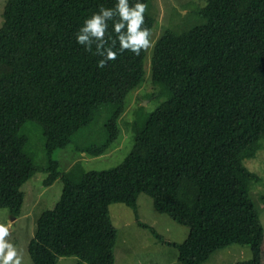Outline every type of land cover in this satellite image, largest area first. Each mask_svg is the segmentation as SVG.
<instances>
[{
    "label": "trees",
    "instance_id": "trees-1",
    "mask_svg": "<svg viewBox=\"0 0 264 264\" xmlns=\"http://www.w3.org/2000/svg\"><path fill=\"white\" fill-rule=\"evenodd\" d=\"M115 2L6 0L0 25V208L13 220L20 215L21 186L35 172L46 173L44 186L62 182L57 202L36 219L27 245L32 264L70 256L76 264H114L111 203L130 207L139 226L176 247L180 264H202L232 243L252 251L234 264H259L263 226L249 195L259 177L244 160L264 144V0H206L197 12L204 22L181 32L163 30L150 52L149 76L165 99L146 117L137 116L130 151L111 168L84 170L75 162L61 172L52 156L56 149L72 143L78 152L105 153L119 136L127 95L145 78V49L139 55L117 51L104 67L96 66L104 48L118 47ZM136 2L128 0L129 7ZM139 2L145 5L141 27L151 33L150 0ZM100 6L112 8L113 16L106 19L103 43L90 38L85 51L75 33ZM100 113L97 139L75 142ZM26 122L40 127L43 166L26 150ZM140 193L151 197L157 212L188 227L181 243L164 240L138 220Z\"/></svg>",
    "mask_w": 264,
    "mask_h": 264
},
{
    "label": "rangeland",
    "instance_id": "rangeland-1",
    "mask_svg": "<svg viewBox=\"0 0 264 264\" xmlns=\"http://www.w3.org/2000/svg\"><path fill=\"white\" fill-rule=\"evenodd\" d=\"M5 2L6 0H0V25ZM205 2L206 0H150L149 12L151 11L155 23L149 37L151 44L145 49V78L142 84L126 97L125 109L119 118L118 138L105 153L98 156L78 152L72 143L63 149H56L52 156L58 161L61 172L68 170L75 162H80L84 170H102L114 167L123 160L132 145L131 125L137 116L146 117L160 101L165 99L163 95L159 97L158 86L150 82L149 60L154 41L165 29L181 32L204 22L197 12ZM103 116L101 113L98 114V119L82 129L75 142L88 144L95 141L100 133ZM23 132L27 137V152L37 165L43 166L46 158L39 125L26 122ZM262 144L253 157L244 160V165L259 177V181L254 183L249 190V195L259 211L263 226V238L258 254L259 264H264V204L262 199L264 195V144ZM45 177L46 173L35 172L21 186L24 193L23 204L20 215L14 220L7 208H0V225L8 230V235L4 239L16 249L21 257V264H32L27 245L34 234L36 219L43 210L54 206L61 193L60 179H56L49 186H44ZM136 207L138 220L151 226L164 240L181 243L186 238L188 227L174 221L165 213L157 212L152 205L151 197L147 194L138 195ZM108 212L117 231L114 264H180L176 247L159 242L149 229L139 226L130 207L123 203H111L108 206ZM251 257L252 251L248 245L232 243L215 249L202 264H234ZM76 262L77 259L73 256L59 257L56 264H76ZM80 264L86 263L81 262Z\"/></svg>",
    "mask_w": 264,
    "mask_h": 264
},
{
    "label": "clouds",
    "instance_id": "clouds-1",
    "mask_svg": "<svg viewBox=\"0 0 264 264\" xmlns=\"http://www.w3.org/2000/svg\"><path fill=\"white\" fill-rule=\"evenodd\" d=\"M144 10L145 5L139 0L132 7H129L128 0H116L115 11L119 20L113 23L112 31L115 33L113 44L118 41V47L104 48L101 53L103 58L98 60L96 65L98 68L104 67L105 62L115 59L117 51L127 50L134 55H139L141 50L150 46V31L147 27H141L144 23ZM112 16L113 9L103 6H100L99 10L90 16H86L75 33L76 43L82 45L85 51H88L90 38H95L103 43L108 27L106 19H110ZM122 29H124L123 32ZM97 48H99V44ZM114 49L117 50L114 51ZM7 235V228L0 225V264H21V257L17 254L16 249L4 239Z\"/></svg>",
    "mask_w": 264,
    "mask_h": 264
}]
</instances>
